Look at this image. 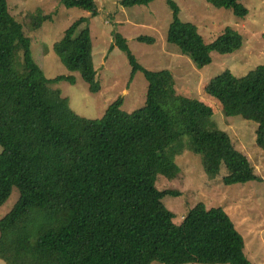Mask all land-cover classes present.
Here are the masks:
<instances>
[{
  "label": "trees",
  "instance_id": "16d2710c",
  "mask_svg": "<svg viewBox=\"0 0 264 264\" xmlns=\"http://www.w3.org/2000/svg\"><path fill=\"white\" fill-rule=\"evenodd\" d=\"M153 0H121V5ZM173 11L167 41L198 67L210 53L229 54L243 46L242 35L226 28L204 43L197 28ZM214 8L245 17L242 0H206ZM66 8L98 14L95 0H60ZM29 31H40L53 15L26 16ZM154 42L153 38L140 37ZM115 45L141 71L148 90L145 106L131 113L111 103L102 118L76 114L55 86L73 76H46L33 55V39L0 0V206L13 187L16 204L0 219V259L6 264H252L245 238L221 207H197L181 224L162 204L166 192L155 187L158 173L174 177L179 167L165 151L188 137L214 176L224 164L226 183L261 181L250 158L223 131H206L212 109L201 99L179 93L169 70L139 65L127 41ZM70 72H79L92 92L100 89L88 19L81 17L53 46ZM226 117L257 124L256 145L264 150V65L238 77L229 70L204 88Z\"/></svg>",
  "mask_w": 264,
  "mask_h": 264
},
{
  "label": "rangeland",
  "instance_id": "374dc122",
  "mask_svg": "<svg viewBox=\"0 0 264 264\" xmlns=\"http://www.w3.org/2000/svg\"><path fill=\"white\" fill-rule=\"evenodd\" d=\"M180 8V18L193 24L204 43L214 41L226 28H233L243 37L240 50L229 54L210 53L211 63L196 66L178 46L168 43L167 36L173 11L167 0L148 4L121 5V0H95L98 14L80 8H66L60 0H8L15 19L33 39V55L48 78L73 76L75 82L55 84L69 100L71 109L81 117L96 120L103 117L112 102L121 97L120 109L134 112L145 106L148 82L141 71L134 72L126 53L115 45V35L126 39L137 63L150 71L169 70L179 93L201 99L212 109L204 121L206 131H223L230 135L236 147L247 155L261 175V181L226 183L229 174L224 164L214 176L202 166V156L190 147L188 137L174 143L166 153L179 167L174 177L158 173L155 187L166 192L163 206L181 224L183 216L197 207H221L245 238V252L252 264H264V150L256 145L257 124L242 117H226L220 103L204 93L211 78L229 70L242 77L264 65V0H242L248 14L236 16L233 11L214 8L206 0H174ZM42 11L53 15L40 31H29L26 16ZM86 17L91 30L93 59L100 89L92 92L79 72H70L54 52L53 46L79 18ZM153 38L154 42L141 41ZM2 148L0 146V152ZM13 187L0 206V219L19 198ZM0 264H6L0 259ZM151 264H164L154 261ZM185 264V263H184Z\"/></svg>",
  "mask_w": 264,
  "mask_h": 264
}]
</instances>
